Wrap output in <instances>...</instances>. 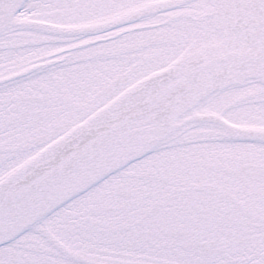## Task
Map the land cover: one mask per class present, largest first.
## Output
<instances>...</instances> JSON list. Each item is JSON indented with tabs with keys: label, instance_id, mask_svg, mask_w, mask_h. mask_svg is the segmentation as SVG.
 <instances>
[{
	"label": "snow or ice",
	"instance_id": "1",
	"mask_svg": "<svg viewBox=\"0 0 264 264\" xmlns=\"http://www.w3.org/2000/svg\"><path fill=\"white\" fill-rule=\"evenodd\" d=\"M0 264H264V0H0Z\"/></svg>",
	"mask_w": 264,
	"mask_h": 264
}]
</instances>
